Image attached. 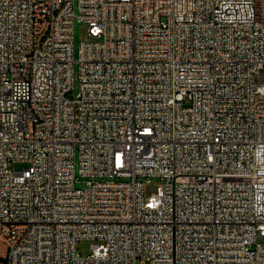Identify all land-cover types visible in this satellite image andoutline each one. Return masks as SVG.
Segmentation results:
<instances>
[{
	"label": "built area",
	"instance_id": "2783aa9c",
	"mask_svg": "<svg viewBox=\"0 0 264 264\" xmlns=\"http://www.w3.org/2000/svg\"><path fill=\"white\" fill-rule=\"evenodd\" d=\"M0 238L4 264H264V0H0Z\"/></svg>",
	"mask_w": 264,
	"mask_h": 264
},
{
	"label": "rangeland",
	"instance_id": "374dc122",
	"mask_svg": "<svg viewBox=\"0 0 264 264\" xmlns=\"http://www.w3.org/2000/svg\"><path fill=\"white\" fill-rule=\"evenodd\" d=\"M76 11L78 12V6H76ZM91 38L89 36V28L88 25L75 20L74 23V44H75V55L77 56V52L81 42L90 41ZM78 86V82L76 83ZM77 90L75 91V93ZM27 166L25 163H16L15 168L17 170H22ZM78 168V166H77ZM88 179H83V182L79 184L80 187L85 186ZM163 191V183L159 179H154L152 183L146 184L145 186V195L150 196L153 194H160ZM91 241H81L79 244V252L82 255H88L91 252ZM7 246L3 239L0 238V264H4V255L6 254Z\"/></svg>",
	"mask_w": 264,
	"mask_h": 264
}]
</instances>
